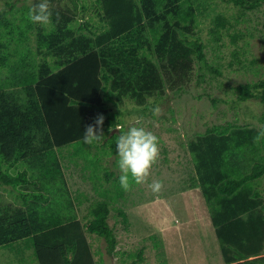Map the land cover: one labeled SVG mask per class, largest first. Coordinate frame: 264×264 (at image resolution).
Listing matches in <instances>:
<instances>
[{"label": "trees", "instance_id": "trees-1", "mask_svg": "<svg viewBox=\"0 0 264 264\" xmlns=\"http://www.w3.org/2000/svg\"><path fill=\"white\" fill-rule=\"evenodd\" d=\"M216 1L70 0L73 7H50L53 22L46 28L26 16L15 23L9 17L15 0H0L6 6L0 10V185L12 187L20 204L0 199V249L25 243L38 264H104L95 259L90 233L116 252L109 217L116 210L128 221L117 206L126 191L116 179V189L101 193L83 223L75 202L82 194L73 198L63 151L72 148L93 177L103 170L110 179L114 174L83 143L86 127L102 114L103 130L110 133L103 152L116 154L125 100L144 106L162 93L161 68L177 71L195 59L206 63V44L196 29ZM224 1L245 10L264 4ZM81 2L83 12L92 3L93 15L76 27ZM229 24L216 13L210 32L219 40ZM237 91L240 101L264 104V78ZM260 129L215 125L189 143L224 264H264V140L253 143Z\"/></svg>", "mask_w": 264, "mask_h": 264}, {"label": "rangeland", "instance_id": "rangeland-1", "mask_svg": "<svg viewBox=\"0 0 264 264\" xmlns=\"http://www.w3.org/2000/svg\"><path fill=\"white\" fill-rule=\"evenodd\" d=\"M40 2L15 0L9 17L20 25L29 10ZM48 3L50 7H73L70 0H48ZM83 4L78 9L76 27L93 15L92 3H86L87 12H83ZM215 4L208 15L198 18L196 29L206 44V63L195 59L177 71L161 68L162 93L149 98L144 106L127 98L120 107L121 123L115 132L120 135V129L126 132L131 126L144 127L158 137L160 156L147 182L133 184L117 204L128 214V221L116 210L111 211L109 222L119 241L116 252L110 254L104 239L87 233L98 263L224 264L209 206L196 181L189 143L215 125L264 127V104L259 100L240 101L237 91L241 84L264 78V4L256 10H245L224 0ZM2 8L6 6L0 4ZM219 12L229 18L230 24L217 40L210 30ZM156 106L162 109V115H153L151 109ZM104 134V141L93 144L90 151L101 157L103 168L114 174L108 180L102 176L103 170L93 177L90 168L84 169L87 162L73 158L72 148L63 151L73 198L82 194L75 202L83 223L90 219L91 205L103 199L101 193L105 190L114 191L115 180L121 175L118 153L103 152L110 138V133ZM261 150L264 154V148ZM157 180L163 183V190L154 194L148 185ZM260 187L264 196V177ZM15 194L12 187L0 185L4 204L20 205ZM0 264H38V261L34 250L21 243L17 250L0 249Z\"/></svg>", "mask_w": 264, "mask_h": 264}, {"label": "clouds", "instance_id": "clouds-1", "mask_svg": "<svg viewBox=\"0 0 264 264\" xmlns=\"http://www.w3.org/2000/svg\"><path fill=\"white\" fill-rule=\"evenodd\" d=\"M53 12L48 0H42L39 4L32 7L27 15V19L34 24L44 27L52 25ZM59 21V14H56ZM154 116L162 115V109L156 106L151 109ZM105 117L99 114L94 124L88 125L83 135L85 145L101 143L105 139L103 130ZM136 123H139V118ZM112 129H109L111 132ZM121 134L116 140V149L118 153V165L121 172L119 183L124 191H130L133 184L140 185L147 182L152 166L158 161L160 156L159 139L151 131L144 127L131 126L126 132L120 129ZM264 140V127H262L256 136L253 137V143L259 145ZM154 194H159L163 190L161 181H153L148 185Z\"/></svg>", "mask_w": 264, "mask_h": 264}]
</instances>
